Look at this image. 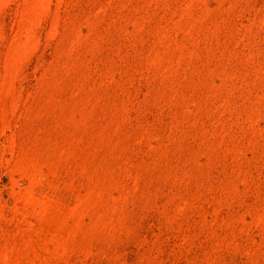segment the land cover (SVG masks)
Instances as JSON below:
<instances>
[{"label": "rangeland", "instance_id": "374dc122", "mask_svg": "<svg viewBox=\"0 0 264 264\" xmlns=\"http://www.w3.org/2000/svg\"><path fill=\"white\" fill-rule=\"evenodd\" d=\"M0 264H264V0H0Z\"/></svg>", "mask_w": 264, "mask_h": 264}]
</instances>
